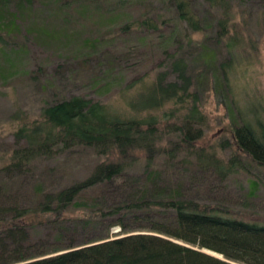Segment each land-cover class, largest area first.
<instances>
[{
    "label": "trees",
    "instance_id": "obj_1",
    "mask_svg": "<svg viewBox=\"0 0 264 264\" xmlns=\"http://www.w3.org/2000/svg\"><path fill=\"white\" fill-rule=\"evenodd\" d=\"M241 1L0 0V84L15 76L16 41L49 48L62 37L79 61L101 53L111 67L93 92L54 95L33 120L17 115L0 152V264H264V223L237 216L221 193L248 168L198 145L208 127L201 87L228 92L238 62L242 38L230 35ZM112 30L116 41L97 37ZM113 88L121 112L101 100ZM232 124L264 176V127ZM75 149L111 159L67 186L37 181L38 162Z\"/></svg>",
    "mask_w": 264,
    "mask_h": 264
},
{
    "label": "rangeland",
    "instance_id": "obj_2",
    "mask_svg": "<svg viewBox=\"0 0 264 264\" xmlns=\"http://www.w3.org/2000/svg\"><path fill=\"white\" fill-rule=\"evenodd\" d=\"M242 1L243 11L246 13L242 15L243 18L238 16L237 30L232 28L230 35L238 33L242 39L237 49L238 62L229 78V91L217 94L209 82L200 90L201 108L207 118L208 127L198 145L207 151L214 150L219 157L227 160L233 155L243 159L248 170L240 171L225 181L221 193L230 199L233 205L231 210H234L237 216L264 223V176L242 156L232 132L233 120L238 122L239 119L257 129L264 127V0ZM75 17L77 18V15ZM78 21L76 25L73 22L76 29H85V35L93 32L91 22ZM117 35L112 30V33L103 31L97 37L103 41H116ZM194 38L201 40V35H195ZM120 40H117V43ZM64 41L61 37L59 44L49 48L31 44L29 41H16L15 49L22 52L12 55L15 76L0 84V152L13 143L11 128L19 123L16 122L17 115H22L19 119L25 117L33 120L37 118L41 108L53 100L52 96L69 98L91 93L92 87H95L94 80L104 79V75L110 73L108 71L111 67L108 60L102 57L103 54L100 53L88 63L81 62L77 58L78 47L68 50L63 44ZM128 44L129 42L124 48ZM115 53H119L117 49ZM149 69L147 66L141 70L145 72ZM127 77L129 80L132 75ZM120 91L119 88L102 90V102L121 112L124 102L120 98ZM230 105L233 111L229 110ZM109 159L111 158L96 156L90 149H75L55 159L38 162L34 173L37 181L62 187L84 180L99 163ZM256 181L260 182V185L254 190ZM217 185L213 182L214 189ZM119 231V228L112 230L113 233ZM211 254L222 258L215 253Z\"/></svg>",
    "mask_w": 264,
    "mask_h": 264
},
{
    "label": "water",
    "instance_id": "obj_3",
    "mask_svg": "<svg viewBox=\"0 0 264 264\" xmlns=\"http://www.w3.org/2000/svg\"><path fill=\"white\" fill-rule=\"evenodd\" d=\"M206 253H208V254H211V252H209V251H205Z\"/></svg>",
    "mask_w": 264,
    "mask_h": 264
}]
</instances>
